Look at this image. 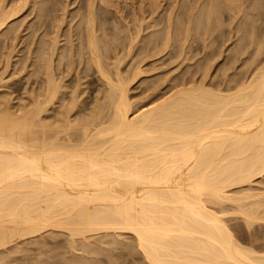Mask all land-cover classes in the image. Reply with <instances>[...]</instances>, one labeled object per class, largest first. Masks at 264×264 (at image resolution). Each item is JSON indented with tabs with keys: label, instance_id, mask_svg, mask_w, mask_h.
I'll return each mask as SVG.
<instances>
[{
	"label": "bare ground",
	"instance_id": "1",
	"mask_svg": "<svg viewBox=\"0 0 264 264\" xmlns=\"http://www.w3.org/2000/svg\"><path fill=\"white\" fill-rule=\"evenodd\" d=\"M11 1L13 4L16 2V0ZM30 1L19 0L16 6L12 5L8 8L12 4L10 2L7 4L8 9L4 8L6 4L3 8L0 5V35L11 29L9 26L12 24L11 20L30 4L28 3ZM79 1L82 2V0ZM90 1L88 0L87 3L92 5L89 4V8L86 6L87 15L84 13L86 15L85 29L82 26V30L78 27L79 31L78 28L77 30L73 28L76 31L71 29L69 34L65 31H63L64 34H60L59 29L55 31L57 26L54 24L53 29L56 34L53 35L54 38L52 37L53 41H49L50 47L47 44L44 46L48 43V39L45 42L44 40L39 42L37 39L43 44H40L39 48L36 47L34 52L37 56L31 57L39 58L38 62L32 61L34 65H37L36 68L42 70L44 77L43 74H39L37 68V74L43 77V84H40L42 88L38 93L35 88L36 94L31 96V99L28 98L30 95H27L26 98L30 99L28 100L30 104L27 102L18 108H13L6 98H3L4 101L0 103V264H47V261L43 262V257L32 255L33 253L24 256L12 255L23 250L22 246H19L22 243L19 242L20 240L27 236L39 235L47 230L52 232L66 230L65 232L69 233V238L72 240L76 239V236L85 238L100 231H128L134 235L138 249L151 264H264V253L260 254L261 252L255 251L254 248L246 247L237 241L233 230L226 223L227 220L213 209L216 207L213 205L218 203L251 199L247 204L239 203L238 210L243 214L247 224L256 220L264 221V188L259 187V190L254 191L257 188L251 187L257 176L264 175V0H208L207 2L204 0L202 4H200L201 0H185V3H182L185 6H181L183 9L181 8L179 13L176 10L180 9L181 2L178 4V0H174V2L171 1L172 3L169 1L171 5L169 4L164 15L159 12V8L164 4L160 3V0V2L135 0L133 1L135 6L130 7L133 15L131 12L129 14L133 17V21L136 19L140 22V24L138 22L139 25L134 23L138 28L132 25V27L135 26L136 32L133 33L134 29L130 28L131 25L127 22L130 32L127 29V34L126 26H123L121 28L125 29L123 30L127 35L122 34L123 36L119 37V34L118 36L116 34L114 39V34L111 32L110 36L113 35V38H109L110 40L106 38L109 34H104L107 30L105 26L110 24L104 25L99 19L98 22L101 24L97 22L98 15L95 10L98 11L96 8L100 4L95 7V1L93 3ZM102 1H105L106 5L110 3V8L112 5L118 7L117 1ZM47 2L50 0L45 1L46 5ZM74 2L76 3V0L71 4L73 5ZM126 2L128 3V0ZM203 3V7L208 6L206 7L208 10L205 9L207 21L209 18L212 20L211 28L208 27L211 32L207 28L208 23L206 22L207 25H205V20L202 22L204 18H200L201 12H197ZM1 4L4 5V1ZM37 5L35 4L36 8ZM106 5L104 4V7ZM59 7L62 9V5ZM115 9L117 11V8ZM44 10L41 8V11ZM57 10L55 12H58ZM103 10L106 12V9ZM31 12L30 10L29 14ZM47 12L50 13L46 10ZM118 12L116 13L119 15ZM123 14L125 15V12ZM37 18L35 20H38ZM147 18L148 22L149 18L153 22L150 21L144 26L143 20ZM179 19L182 20L181 24ZM10 21L11 24H9ZM72 21L75 23V20ZM103 21L105 22L104 19ZM110 21L107 20V22ZM130 21L133 22L132 19ZM114 22L115 20L112 24ZM78 23L80 24V20ZM202 23L203 26L200 28L205 25V31L204 28L200 31L199 26ZM47 24L49 28V23ZM114 24L116 25V22ZM159 24L160 28L157 27ZM63 25L66 24L61 26ZM41 27L43 28L42 25ZM116 27L118 26L114 28ZM152 28L153 30H150ZM36 30H33L34 33ZM98 30L103 31L106 37H101ZM197 30L203 32L202 35L208 33L213 35V38L212 36L210 38L215 46L214 48L211 46L213 49L211 57L223 60V66L218 68L217 72L214 71L217 74L214 79L212 78V81L215 80L213 87L206 88V85L199 84L200 82L198 85L191 84L192 81L195 83V79L189 82L192 86L188 84L189 87H184L185 77L182 88H177V91L168 95L164 93L166 96L162 93L159 94L160 96L151 98L148 105L146 104L147 107L134 108V102L132 103L128 94L130 84L138 81L140 77L143 79L147 71H152L149 63L163 62L166 55L171 57L169 58L171 62L173 58L176 60L184 57L185 44ZM48 33L52 34V30ZM61 35H65L67 39L65 44H68V41L71 43L69 47L70 44L64 45L66 52L62 44L58 47ZM74 35L77 36L78 43L73 40ZM29 36L26 40L30 41L32 39H28ZM200 37L203 38V36ZM205 37L207 38V35ZM191 39L194 40L195 37ZM74 42L78 49L75 48L77 46ZM26 43L30 49L32 45L29 46L30 42ZM192 43L196 44V41ZM194 46L196 45H193V48ZM188 47L191 46H186ZM60 49L61 54L66 53L62 55L65 56L66 61L62 59V62L59 59L60 62L57 60L59 63H56L55 57L61 56L55 55V52L58 53ZM190 49H188L189 53H191ZM76 50L79 52V54L76 52L80 58L78 62L75 58L73 59L75 52H72ZM46 51L47 55H45ZM28 52L31 53V50ZM67 53L70 55L68 56ZM204 56L203 58L208 55ZM185 57L186 61L189 55L188 58ZM191 57L192 55L189 59L193 61L200 60ZM5 58L8 57L5 56ZM110 58L114 59L111 63H109L110 60L107 61ZM127 59L128 62L132 61L128 76L121 69V64ZM220 60H217L218 65L222 64ZM80 61L81 64L86 62L87 66L92 64L95 70H91V66L84 65L83 70L76 69ZM73 63L78 65L75 66ZM147 63L149 70L148 68L145 70L146 67L144 69ZM155 63H153L154 66ZM110 64L112 68L109 67ZM203 66L200 68L204 71ZM65 67L68 68L66 72ZM89 68L90 72L95 71L100 75L97 79H101V82L102 79L105 81H103L104 86L101 84L106 88L102 95L103 101L101 102L97 93L99 96L97 100L100 102L94 100L97 102L95 108L87 104V108L93 109L92 113H88L89 116L86 117L76 118L75 116L72 119L71 113H74L75 109L77 110L76 107L81 104L78 91L75 89L69 102L62 104L63 116L56 121L52 120L54 122L48 121L49 118L46 120L43 114L51 109L55 101L59 99V95L63 98L62 87L65 77L73 72L72 69L77 70L76 76L73 75L75 77H78V71L84 73L86 70V75H83L85 79ZM79 69L82 68L79 67ZM165 74L163 76L167 81ZM156 75L153 76L158 77ZM207 76L204 75L205 78ZM179 79L177 81L180 83ZM155 80L157 79H154V82ZM75 85L72 86L77 87ZM150 85L151 87L146 86L148 88L159 86L151 83ZM169 88L172 89V87ZM157 89L161 91L163 88L155 90ZM146 91L148 92V89ZM155 92L152 94H156ZM58 101L62 102V99ZM48 114L49 111L46 115ZM54 116L57 117V115ZM244 184L248 188L243 196L229 194V188ZM41 244L37 249L44 252L45 243ZM90 244L86 243L87 246ZM97 251L99 250L93 249V252ZM78 262V258H73L66 264ZM85 262L83 263L86 264Z\"/></svg>",
	"mask_w": 264,
	"mask_h": 264
},
{
	"label": "rangeland",
	"instance_id": "2",
	"mask_svg": "<svg viewBox=\"0 0 264 264\" xmlns=\"http://www.w3.org/2000/svg\"><path fill=\"white\" fill-rule=\"evenodd\" d=\"M3 1H4V5H2L1 3H3ZM0 0V5L2 6H0L1 8H3L4 6H5V4H6V7H4L5 9L7 8V4L8 3H10V2H12L11 0ZM17 1H18V3H19V0H16V2L13 4V2H12V4L8 7V8H10L12 5H14V6H16L15 4L17 3ZM36 3H35V2ZM31 0L30 2H28V3H30V4H28L27 6H25L24 7V9H22L23 10V12H22V10L18 13V15H16V17L14 18V19H12L11 21H12V24H11V21H10V23L9 24H11V25H9L10 27H11V29H10V27L8 28V29H10L8 32L7 31H4L5 32V34H3V33H1V35H0V82H2V83H0V94H1V97H0V103L2 102V100L4 101V99L6 98V100H8L7 102H9V104H10V106H13V108H18L20 105H23L24 103H27V104H30V101H28V100H30L32 97L31 96H33V95H35L36 94V92L38 93V91H40L41 90V85L43 84V77H44V74H43V72H42V70L41 69H39L38 67V69H39V74L41 73V75L43 76H40V75H38L37 73V68H36V64L34 65V63H33V61L34 62H38V59H35V58H33V57H36L37 55V53L36 52H34L37 48H39V45L41 44V43H39L40 41L39 40H42V42H43V40H44V42L48 39V43H45V45L44 46H46V44H47V46L48 47H50L48 44H49V41L51 42V41H53V38H54V34H56L55 33V31H58V30H56V29H59L60 31H59V33L61 34V33H67V34H69L70 33V30L72 29L73 31L76 29V28H80V30H82V26H83V28L85 29V26H86V23L84 22V21H86V15H87V12H88V6H90V5H92L91 3H87L88 2V0L86 1L85 0V2H84V0H82V2L81 1H79V0H76V3L74 2L73 3V5L71 4L74 0H72V2H71V0H66L67 1V3H66V1H61V0H55V1H58V2H53L52 0H50V2H47V5L45 4V1L46 0H44V2H43V0ZM38 1V2H37ZM39 1H40V3H39ZM48 1V0H47ZM59 1H61V2H59ZM90 1V0H89ZM92 1V3L95 1V3H96V5H95V7H97L98 6V4H100L96 9H98V11L97 10H95L96 12H97V15L98 16H100V15H102L103 13V17L106 15V13H107V15H108V13H109V18L107 17V15L103 18L102 16H100L99 18H98V16H96L97 17V22L100 20V22L101 23H104V25L105 24H110V25H106L105 26V28L107 29L105 32H104V34L105 35H107V34H109V36H110V33L111 32H113L112 34H114V39H115V35L117 34V36H118V34H119V37L120 36H123L128 30H129V32H130V28H132V29H134V31H133V33L134 32H136L135 30H136V28H138L137 27V24H138V22L139 21H136V19H134V21H133V17L129 14L130 12H131V8H133L134 6H135V0H128V3L126 2L127 0H114L115 2L117 1L118 3V7H116V6H114V5H112L111 6V8H110V3L108 4L107 3V5H106V2L105 1H102V0H91ZM90 1V2H91ZM123 1V2H122ZM134 1V2H133ZM161 1V2H160ZM158 0V2H160V3H164V4H162L161 6L163 7H161V8H159L160 10H159V12H161V13H163V14H161V15H164V14H166V12H167V9L169 8L168 6H169V4L171 5V3L172 2H174V0ZM169 1L171 2V3H169ZM183 1V2H182ZM178 0V4H180V2H181V4L179 5L180 6V9H177L176 11H178V13L183 9L182 7H183V5L185 6V4H183L182 5V3H185V0ZM202 1H204V0H201V3L200 4H202ZM208 0H206L205 2H207ZM7 2V3H6ZM34 2V4H31V3H33ZM45 4H43V3ZM52 2V3H51ZM69 2H71V3H69ZM83 2H84V4H83ZM99 2H101V3H99ZM104 2V3H103ZM168 2V3H167ZM60 3H61V5H62V9H61V7H59V6H61L60 5ZM94 3V4H95ZM102 3H103V6H101L102 5ZM130 3V4H129ZM35 4L37 5V8H38V6H39V9H37L36 8V6H35ZM41 4H43V6L41 5ZM69 4V5H68ZM83 4V5H82ZM90 4V5H89ZM93 4V5H94ZM104 4L106 5L105 7H104ZM199 4V5H200ZM18 5V4H17ZM59 5V6H58ZM76 5V6H75ZM108 5H109V8H108ZM130 5V6H129ZM64 6V7H63ZM78 6V7H77ZM88 8H87V7ZM121 6V7H120ZM128 7V9H127V7ZM132 6V7H131ZM166 8H165V7ZM182 6V7H181ZM201 6H202V8H201ZM204 6V3H203V5H200L199 6V8H200V10L198 9L197 10V12L198 13H200L201 12V14H200V18L202 19V18H204L203 20H202V22H204V20H205V22H204V24L205 25H207V23H208V26H207V28L208 27H210V26H212L211 25V23H212V20H211V18H209V20L207 21V19H206V13L205 12H207V8H208V6L206 5L205 7H203ZM54 7V8H53ZM56 7V8H55ZM58 7V8H57ZM94 7V6H93ZM103 7V8H102ZM117 8V11H116V9L115 8ZM131 7V8H130ZM207 7V8H206ZM0 8V9H1ZM7 8V9H8ZM26 8V9H25ZM31 8H33V9H31ZM41 8L45 11H41ZM60 8V9H59ZM64 8V9H63ZM69 8V9H68ZM76 8V9H75ZM101 8H102V10L103 9H106L105 11L106 12H104V10H103V13H101ZM113 8V9H112ZM130 8V9H129ZM164 8H165V10H164ZM179 8V7H178ZM182 8V9H181ZM32 11L31 12V14H29L30 13V10ZM58 9V10H57ZM115 9V10H114ZM121 10V11H119V10ZM205 9H207V10H205ZM29 10V11H28ZM37 10V11H36ZM46 10H48L50 13H46ZM55 10H57L58 12H55ZM61 10V11H60ZM65 10V11H64ZM75 10H77V12L75 11ZM101 10V11H100ZM108 10H111V11H108ZM129 10V11H128ZM33 11H34V14H33ZM36 11V12H35ZM64 11V12H63ZM69 11V12H68ZM118 12L119 13V15L116 13V12ZM125 12V15L123 14L124 12ZM133 11V10H132ZM202 11H204L203 13H202ZM37 12H39V13H41V14H44L42 17H40L41 16V14H39V13H37ZM60 12H61V14H60ZM76 12V13H75ZM82 12V13H81ZM98 12H100V13H98ZM112 12V13H111ZM121 12H123L122 13V16H120L121 15ZM47 15H46V14ZM65 13H67V15L65 14ZM70 13H73V14H70ZM78 13H80V14H78ZM86 15H85V14ZM111 13V14H110ZM177 13V12H176ZM198 13H197V15H198ZM204 13H205V15H204ZM28 14V15H27ZM62 14H63V16H62ZM77 14V15H76ZM127 14V15H126ZM129 14V15H128ZM131 14L133 15V13L131 12ZM195 14H196V12H195ZM38 15H40V16H38ZM50 15V16H49ZM52 15H53V17H52ZM76 15V16H75ZM111 15V16H110ZM116 15V16H115ZM38 18H37V17ZM48 16H49V18L51 19V20H47V19H49L48 18ZM69 18H68V17ZM80 16V17H79ZM82 16H84V17H82ZM118 16V17H117ZM120 16V17H119ZM126 18H125V17ZM129 16H130V20L132 19V21L133 22H131L130 20H129ZM199 16V15H198ZM201 16H204V17H201ZM38 19V20H35L36 18ZM62 17V18H61ZM63 17H65V19L63 18ZM67 17V18H66ZM76 17L78 18V19H76ZM112 17V18H111ZM128 17V18H127ZM132 17V18H131ZM180 17V16H179ZM179 17H176L177 19L179 18ZM40 18L42 19V20H40ZM44 18V19H43ZM53 18V19H52ZM81 18H84V19H81ZM102 18V19H101ZM106 18H108V19H106ZM114 18V19H113ZM117 18H118V20H117ZM119 18H122L123 19V21H121L122 19H120L119 20ZM124 18L127 20L128 19V21H124ZM183 18V17H182ZM16 19V20H15ZM99 19V20H98ZM103 19L105 20V22L103 21ZM110 19L113 21V20H115V22H116V25L114 24V26H113V24H112V21H110ZM196 19H197V17H196ZM15 22H14V21ZM44 20V21H43ZM52 20H53V22H52ZM72 20H75V23H74V21H72ZM80 20V24L78 23L77 24V22ZM107 20H109L110 22H107ZM148 20V18L147 19H145V20H143L144 21V23H143V21H142V23H143V25L145 26L147 23H150V21L151 22H153L152 20H150V18H149V22L147 21ZM176 20V19H175ZM180 20V23L179 24H181L182 22V20L181 19H179ZM36 21V22H35ZM65 21V22H64ZM67 21V22H66ZM70 21V22H69ZM147 21V22H146ZM201 21V20H200ZM25 22V23H24ZM32 22V23H31ZM43 22V23H42ZM51 22H52V25H51ZM69 22V23H68ZM71 22H73V23H71ZM100 22H98V24H101ZM118 22V23H117ZM127 22H128V24L129 25H131L130 26V28H129V25L127 24ZM129 22H131V23H129ZM177 22H179L178 20H177ZM207 22V23H206ZM211 22V23H210ZM16 23V24H15ZM37 23H39L38 24V26H34V25H37ZM45 23H46V25H45ZM47 23H49V28L47 27L48 26V24ZM71 23V24H70ZM85 23V24H84ZM119 23H122V24H126V25H122V24H119ZM134 23H137V24H134ZM210 23V24H209ZM15 24V25H14ZM43 26V28L41 27V25ZM44 24V25H43ZM55 24V25H54ZM62 24H66V25H63V26H61ZM82 24V25H81ZM111 24H112V26H111ZM117 24H119V25H117ZM135 25L136 26V28H135V26H133L132 27V25ZM139 24H140V22H139ZM138 24V25H139ZM30 25V26H29ZM33 25V26H32ZM40 25V26H39ZM53 25L54 26H57V27H55V31H54V27H53ZM68 25H73V26H68ZM78 25V26H77ZM205 25H204V27H202V28H200L201 26H203V23H202V25H200L199 26V28H200V31H202L201 29H203L204 28V31H205ZM14 26H15V29H14ZM47 27V29H46V27ZM67 26V27H66ZM81 26V27H80ZM115 26H118V27H116V29L114 28ZM123 26H126V32H124V28H121V27H123ZM127 26H128V28H127ZM162 26V25H161ZM20 27V28H19ZM35 27H38V28H35ZM42 29H41V28ZM59 27V28H58ZM62 27V28H61ZM66 27V28H65ZM70 29H69V28ZM113 27V28H112ZM158 28H160V24H159V26H157ZM31 28V29H30ZM33 28V29H32ZM52 28V29H51ZM69 30H68V29ZM73 28H75V29H73ZM79 28H78V31H79ZM110 28V32L108 31V29ZM118 28V29H117ZM156 28V27H155ZM211 28V27H210ZM210 28H208L209 29V31H210ZM14 29V30H13ZM36 30V29H38V30H36L35 31V33H34V31L33 30ZM39 29H40V31H39ZM44 29H46V30H44ZM114 29V30H113ZM124 29V30H123ZM128 29V30H127ZM132 29H131V33H132ZM157 29V28H156ZM12 30V31H11ZM31 30H32V33H31ZM49 30V31H48ZM51 30H52V34H49L48 32H50L51 33ZM77 30V29H76ZM75 30V31H76ZM117 30H119V31H116ZM150 30H153V28L152 29H150ZM158 30V29H157ZM38 31H39V34H38ZM44 31V32H43ZM47 31V32H46ZM63 31H65V32H63ZM68 31V32H67ZM73 31H71L72 33H73ZM100 31V33H99V35L101 36V37H106L102 32L103 31H101V30H98L97 32H99ZM146 31H148L149 32V30L148 29H146ZM146 31H144V32H146ZM7 32V33H6ZM10 32H12V33H10ZM30 32V33H29ZM54 32V33H53ZM107 32V33H106ZM116 32V33H115ZM124 32V33H123ZM144 32H142V33H144ZM148 32H146V34L148 33ZM211 32V31H210ZM16 33V34H15ZM44 33V34H43ZM47 33H48V35H47ZM203 34V32H199V30H197V32H195V34H193V36H191L190 37V40L189 41H187L186 42V46H191L190 48L188 47V48H186V46H185V49H186V51H185V53L187 54H185L184 53V57H185V55L187 56V57H185V58H188V55H189V58H190V56L192 55V57L191 58H198V59H200V60H198V62H197V60L196 61H193L192 59H186V61H185V59H184V57L182 56V58H177L176 60L173 58V59H171L172 60V62L170 61V59L169 58H171L170 56L169 57H166V56H164L165 57V61L163 60V62L162 61H160V63H162V64H160L159 63V61H158V63H155V62H153V60H152V62L153 63H155V66L153 65V63H149V67H151V69L150 70H152V71H147L146 73H144L145 74V76H144V74H143V76L144 77H147V78H144L143 77V79L140 77V79H138V81H135V82H133V83H131L130 84V88H129V95H130V100L132 101V103H133V106H134V108H137V107H139V106H144V107H147V105H148V102H150L151 101V98H155V97H157L159 94L161 95L162 93L164 94H171V92L173 93L175 90L177 91L178 89H180V88H182V84H183V82H184V79H185V77H186V80H185V82H184V84H183V86L184 87H189V85H190V83L191 84H193V85H198V83L199 84H202V83H204V86L206 87V88H212L213 87V85L212 84H214V81H212V78L214 79L215 77L214 76H216V74L217 73H215V72H217L218 71V68H221L222 66H223V60L221 59H214L213 57H211L212 55H211V50H213L212 49V47L211 46H213V48H214V42H213V40H212V38H213V35L211 34V33H208V34H210V35H208V34H204V35H202ZM8 34H10V35H8ZM32 34V35H31ZM73 34H76L75 32L73 33ZM98 34V33H97ZM102 34H103V36H102ZM121 34V35H120ZM123 34V35H122ZM127 34H128V32H127ZM127 34H125V35H127ZM201 34V35H200ZM6 35V36H5ZM8 35V36H7ZM28 35H30L29 37H28V39L29 38H31L32 40H26L27 39V36ZM51 35V36H50ZM124 35V36H125ZM207 35V38L205 37ZM37 36V37H36ZM41 36H42V38H41ZM62 36V35H61ZM65 36V35H64ZM64 36H62L64 39L62 40V37H59V44H58V47H61V44L63 45L62 47L64 48V45L65 46H67L68 44H70V45H68V47L69 46H71V43L68 41V44L66 45L65 44V42H67L66 40V38L64 37ZM108 35H107V39H109V38H111L112 36H110L109 37ZM200 36H203V38L201 39V37ZM209 36V37H208ZM212 36V38H210ZM34 37V38H33ZM39 37L41 38V39H39ZM53 37V38H52ZM73 37H75V38H73ZM72 38H73V40H75L76 41V43H78V40H76V38H77V36L76 35H74ZM112 37V38H113ZM118 37V38H119ZM153 37H154V35H153ZM193 37H195V39H196V37H197V39H199L198 40V42H197V39L195 40H193V39H191V38H193ZM44 38H46V39H44ZM52 38V39H51ZM205 38V39H204ZM209 38V40L207 41V39ZM9 39V40H8ZM37 39H38V41H37ZM114 39H112V40H114ZM211 39V40H210ZM61 40V41H60ZM65 40V41H64ZM110 40V39H109ZM116 40H118L117 38H116ZM120 40V39H119ZM192 40V41H191ZM201 40V41H200ZM4 41V42H3ZM13 41V42H12ZM25 41V42H24ZM64 41V42H63ZM194 41V43H195V41H196V44H193L192 42ZM200 41V42H199ZM15 42V43H14ZM26 42H30V45L29 46H31L30 47V49H29V47H28V44L26 43ZM63 42V43H62ZM112 42V41H111ZM115 42H117V41H115ZM190 42V43H189ZM203 42V43H202ZM205 42H207V43H205ZM210 42V43H209ZM213 42V43H212ZM7 43V44H6ZM33 43V44H32ZM35 43V44H34ZM75 43V42H74ZM76 43L74 44L75 46H77L76 45ZM189 43V44H188ZM200 43V44H199ZM205 43V44H204ZM26 44V45H25ZM43 44V43H42ZM41 44V45H42ZM175 44H177V43H175ZM191 44V45H190ZM198 44V45H197ZM23 45V46H22ZM37 45V46H36ZM40 45V46H41ZM193 45H196L197 47H199L200 45V47L199 48H197L196 46H194L195 48H193ZM203 45V46H202ZM206 47H205V46ZM225 45V44H224ZM227 45H228V43L225 45V48H227ZM25 46H26V48H28L29 50H27L26 48H25ZM35 46V47H34ZM74 46V47H75ZM210 46V47H209ZM230 46H233V45H230ZM33 47V49H31ZM37 47V48H36ZM66 48V49H68V53H69V48ZM201 47H203L202 49H201ZM16 50H15V49ZM63 48H62V51H63ZM72 48V47H71ZM75 48H77L78 49V46L77 47H75ZM211 48V49H210ZM224 48V49H225ZM19 49V50H18ZM45 49H49V48H47V47H45ZM74 49V48H73ZM188 49H190L191 51V53H189V50ZM194 49V50H193ZM195 49H197V50H195ZM207 49V50H206ZM7 50V51H6ZM13 50V51H12ZM27 50V52L28 51H30L31 50V53L30 52H28V54H27V52H25ZM33 50V51H32ZM193 50V51H192ZM64 51L66 52V50H65V48H64ZM71 51V50H70ZM177 51V50H176ZM197 51H199V53L197 52ZM202 51V52H201ZM2 52V53H1ZM34 52V53H33ZM75 52V57L73 56V59L75 58L76 59V61L78 62V59H80L79 58V55H77V54H79V52H77V50L76 51H73L72 53H74ZM76 52H77V54H76ZM196 54V56H195V54ZM226 52H227V50H226ZM5 53V54H4ZM30 53V54H29ZM36 53V54H35ZM57 52H55V55H57V56H61L60 58H57V57H55L56 58V63H59L60 61H62V59H63V61L65 60L66 61V59H64L65 58V56H62V55H65V54H61V49L60 50H58V53L56 54ZM64 53V52H63ZM67 53V54H68ZM71 53V52H70ZM71 53V54H72ZM198 53V54H197ZM210 53V54H209ZM24 54H26V55H24ZM33 54V55H32ZM59 54V55H58ZM203 54V55H202ZM210 55L209 57L208 56H206V55ZM10 55V56H9ZM28 55H30L29 57H28ZM45 55H47V51H46V54ZM70 54H68V56H69ZM168 55H170V54H168ZM206 57H205V56ZM5 56L6 57H8V58H5ZM23 56V57H22ZM26 56V57H25ZM31 56H33V57H31ZM86 56V55H85ZM198 56V57H197ZM203 56L205 57V58H203ZM19 57V58H18ZM76 57H78V58H76ZM201 57V58H200ZM27 58V59H26ZM29 58V59H28ZM68 58V57H67ZM71 58V57H70ZM208 58V59H207ZM212 58V59H211ZM222 58V57H221ZM21 59V60H20ZM59 59H61L60 61H59ZM69 59V58H68ZM129 59V58H128ZM128 59H127V61L125 62H123V64H121V69H122V71H123V73L124 74H126L127 76L130 74V73H128V71L130 70V68L132 67V61L131 62H128ZM180 61H179V60ZM184 60V62H182L183 60ZM203 59H204V61H203ZM33 60V61H32ZM57 60L59 61V62H57ZM70 60V59H69ZM109 60H110V62H109ZM159 60H161V59H159ZM177 61L178 60V62L177 63H175V61ZM205 60H207V61H205ZM212 61V62H210V61ZM216 61V63H215V61ZM217 60H220V63H222V64H220V65H218L219 64V61L217 62ZM11 61V62H10ZM62 61V62H63ZM107 61L109 62V63H111V62H113L114 61V59H112L111 60V58L110 59H107ZM156 61V60H155ZM169 61V62H168ZM190 63H189V62ZM214 61V62H213ZM13 62V63H12ZM33 64H32V63ZM151 62V61H150ZM157 62V61H156ZM197 62V63H196ZM200 62V63H199ZM206 62V63H205ZM210 62V63H209ZM84 63H86V62H83L82 64H81V61H80V64H79V66H77L78 65V63H77V65H75L76 63H73L75 66H77L76 67V69L78 68V70H83V68H85V67H89V66H91L92 64H90L89 66H87L88 64L86 63V65L84 64ZM125 63V64H124ZM148 63L147 64H145L144 65V69H145V67H146V69L145 70H147V68H148V70H149V67L148 66H146V65H148ZM183 63V64H182ZM185 63V64H184ZM201 63H203L201 66H203L204 64H206V66L204 65L203 67H205L204 68V71H203V68L201 69L200 67L201 66H199V64H201ZM218 63V64H217ZM32 64V65H31ZM126 64H127V67H126ZM151 64H152V66H151ZM160 64V65H159ZM182 64V65H181ZM31 65V66H30ZM34 65V66H33ZM82 65V66H81ZM85 67H84V66ZM122 65H123V67H122ZM32 66H33V68L35 69H33L32 68ZM154 66V67H153ZM158 66V67H157ZM199 66V67H198ZM30 67V68H29ZM79 67L80 68H82V69H79ZM94 67V66H93ZM109 67H111L112 68V65L110 64V66ZM130 67V68H129ZM157 67V68H156ZM8 68V69H7ZM41 68V67H40ZM62 68V67H61ZM155 70H154V69ZM206 68H208L207 70H208V72H207V70H206ZM33 69V70H32ZM66 69H68V68H66L65 67V72H66ZM76 69H72V71L73 72H70V74L69 75H67V77H65V80L63 81L64 83H63V91H62V93H64V95H63V98H62V96L61 95H59V99L61 100L62 99V102H60V101H55L56 103H54L53 104V106L51 107V109H50V107H49V109L50 110H48L49 111V114L48 115H46L47 114V112L48 111H46L44 114H43V116L44 117H46V120H47V118H49L48 119V121H52V120H54V121H56V120H58V118L60 119L63 115H62V113L64 112L63 111V109L64 108H61V107H63V103H67V102H69V99L72 97V95H73V92H74V90L76 89L77 91H78V93L77 94H79V100H80V103L81 104H79L76 108H77V110L75 109V111H74V113H71V118L73 119V118H75V116H76V118H81L82 116L83 117H86V116H89V114H91L92 113V111H93V109L95 108V106H96V104H97V102L99 103L100 102V100H101V102L103 101L102 100V98H103V91L105 92V87H102V86H104V80L102 79V82H101V79L99 80V78H100V75L99 74H96L97 72H95V71H91L90 72V68L89 69H87V70H89V72L87 71V74H88V76H86L85 77V79H87L86 81H85V79H84V76L86 75V70H84V73L82 72V71H78L79 73L80 72H82V73H80V74H82L81 76H80V74L79 73H77V76L78 77H75L76 76ZM215 69V70H214ZM217 69V70H216ZM60 70V69H59ZM59 70H57V73L58 74H60V71ZM91 70H95V68H92V66H91ZM16 71V72H15ZM34 73H33V72ZM166 71V72H165ZM195 71V72H194ZM215 71V72H214ZM4 72H5V74H4ZM161 72H163L161 75H160V73ZM75 73V74H74ZM164 73H166L165 74V77H166V80L167 81H165V79H164V76H163V74ZM208 74V76H207V74ZM37 74V75H36ZM79 74V75H78ZM93 74H96V75H93ZM156 74H158V75H156ZM194 76V77H191L192 75ZM2 75V76H1ZM73 75H75V76H73ZM84 75V76H83ZM156 75V76H158V77H154V76ZM204 75L205 76H207L206 78L204 77ZM80 76V77H79ZM90 76H93V77H90ZM152 76H153V79H152ZM183 76V77H182ZM190 78H189V77ZM88 77V78H87ZM96 77V78H95ZM97 77H99L98 79H97ZM149 77H151L150 79H149ZM161 77H163V78H161ZM188 77V78H187ZM75 78V79H74ZM89 78H92V79H89ZM159 78H161V79H159ZM170 80H169V79ZM180 80V83L177 81L178 79ZM181 78L183 79L182 81H181ZM192 78V79H191ZM38 79V80H37ZM41 80V83H40V80ZM97 79V80H96ZM154 79H157V80H159V82H157V80H155L156 82H154ZM173 79V80H172ZM195 79V83H192L193 81L192 80H194ZM203 79V80H202ZM81 80V81H80ZM83 80V81H82ZM92 80H94L93 82H92ZM147 80V81H146ZM148 80H149V83H148ZM162 82H161V81ZM169 80V81H168ZM189 80V81H188ZM206 80V81H205ZM37 81V82H36ZM89 81H91V82H89ZM104 81V82H103ZM142 81H144V82H142ZM172 81V82H171ZM174 81V82H173ZM186 81H188V83L186 82ZM190 81H192V82H190ZM198 81V82H197ZM71 82H72V84H71ZM79 82V83H78ZM84 82V83H83ZM190 82V83H189ZM66 83V84H65ZM74 83V84H73ZM75 83H78V84H76L75 85ZM86 83V85H84ZM89 83H91V84H89ZM150 83L151 84H154V86H157V84L160 86H158V87H152V88H150L151 87V85H150ZM163 83V84H162ZM176 83V84H175ZM187 83V84H186ZM197 83V84H196ZM41 84V85H40ZM93 84V85H92ZM101 84H102V86H101ZM149 84V85H148ZM175 84V86H173ZM186 84V85H185ZM189 84V85H188ZM38 85H40L39 87L40 88H38ZM66 85V86H65ZM72 85H75V86H77V87H74V86H72ZM89 85V86H88ZM150 86L149 88L147 87V86ZM167 85H168V87H167ZM170 85V86H169ZM176 85H178L179 87H177ZM93 86V87H92ZM99 86V87H98ZM106 86V85H105ZM145 86L147 87V88H145ZM153 86V85H152ZM190 86H192V85H190ZM210 86H212V87H210ZM82 87V88H81ZM83 87H85V89L83 88ZM101 87V88H100ZM169 87H172V89H170ZM174 87V88H173ZM10 88V89H9ZM35 88H36V92H35ZM74 88V89H73ZM91 88V89H90ZM97 88V89H96ZM101 90V92H100V90ZM104 88V89H103ZM153 88H159V89H162L161 91L160 90H155V89H153ZM178 88V89H177ZM33 90V91H31V90ZM84 89V90H83ZM143 89H144V91H143ZM146 89H148V92L146 91ZM150 89V90H149ZM151 89H153V91L151 90ZM95 90H98L97 92L95 91ZM157 91V92H155V91ZM28 91V92H27ZM32 93H31V92ZM146 91V92H145ZM149 91H151V92H149ZM152 92H155L156 94H154V96H153V94H152ZM4 93V94H3ZM83 93V94H82ZM97 93H98V95L100 96V100H97L98 99V95H97ZM100 93H101V95H100ZM32 94V95H31ZM150 94H152V95H150ZM164 94V95H165ZM8 96V98L6 97V96ZM9 95H10V97H9ZM27 95L29 96L28 98H30V99H28V98H26L27 97ZM80 95H81V98H80ZM148 95V96H147ZM159 95V96H160ZM65 96H66V99H65ZM166 96V95H165ZM69 97V98H68ZM84 97V98H83ZM4 98V99H3ZM68 98V99H67ZM94 98V99H93ZM10 99V100H9ZM93 99V101L95 100V101H97V102H90V103H88L89 101H91ZM104 99V98H103ZM65 100V101H64ZM160 100V99H159ZM158 101V100H157ZM84 102V103H83ZM147 102V103H146ZM14 103V104H13ZM58 103V104H57ZM59 103H60V105H59ZM96 103V104H95ZM83 104H85L84 106H83ZM87 104H89V107H91V108H93V109H89V108H87L88 107V105ZM95 104V105H94ZM140 104H142V105H140ZM147 104V105H146ZM3 105V104H2ZM58 105V106H57ZM81 105V106H80ZM87 105V106H86ZM15 106H17V107H15ZM86 106V107H85ZM85 107V108H84ZM82 108V109H81ZM53 109V110H52ZM54 109H56V111L54 110ZM84 110L83 112L81 111V110ZM87 109H89V110H87ZM59 112H58V111ZM79 110V111H78ZM51 111V112H50ZM61 111H63V112H61ZM61 112V113H60ZM87 112V113H86ZM56 113V114H55ZM59 113V114H58ZM80 113L82 114V115H80ZM85 113V114H84ZM89 113V114H88ZM57 115V117L56 116H54V115ZM61 114V115H60ZM75 114H77V115H75ZM84 114V115H83ZM51 115V116H50ZM58 115H59V117H58ZM50 116V117H49ZM54 117V119H52ZM54 121H52V122H54ZM251 187H256L257 189H255L254 191H257V190H259V187L262 189V187L264 188V175L263 176H257L256 178H255V181L253 182V184H252V186ZM247 185L246 184H244V185H236V186H233V187H231V188H229L228 190H229V194L230 195H235V196H238V197H240V196H243L244 195V193L246 192V190H247ZM242 201H240V202H224V203H218V204H216V205H213V206H216V207H213V209H215L214 211H217V213H219V214H222L223 216H224V219H226L227 221H226V223L229 225V227L231 228V230H233L232 232H234V236L236 237V239H238L237 241H239V242H241V244H243V245H245L246 247H248V246H250L251 248H254V250L255 251H257V252H261L260 254H262V253H264V221L263 220H256V222H253V223H250V224H247L246 223V221H245V219L243 218V214L242 213H240V211L238 210V206H239V203H245V204H247L249 201H251V199H241ZM244 201V202H243ZM234 203V204H233ZM237 204V205H236ZM245 204H243V205H245ZM238 211V212H237ZM66 230H54V232H52L51 230H47L46 232H41L39 235H36V237H35V235L32 237V236H27V237H25L24 239H22V240H20L19 242H22L21 244H19V246H22V248H23V250L22 251H20V252H17V253H13L12 255L13 256H24V255H26V254H30V253H33L32 255H40L41 257H43L44 259H43V262L44 261H47L49 264H66V262H68L69 260H71V259H75V258H78L79 259V262L77 263V264H84L83 262H85L86 264H151L150 262H148L145 258H144V255L140 252V250L138 249V247H137V242H136V240H135V238H134V235H132L130 232H128V231H118V230H116L115 232L113 231V230H110V231H107V232H105V231H100V233L99 232H96V233H94V234H92V236L90 235V236H88V237H79V236H76L75 238L76 239H73L74 240V244H73V240H72V238H69L70 236H69V233L68 232H65ZM57 232V233H56ZM58 232L60 233V234H58ZM105 232V233H104ZM68 234V235H67ZM105 234V235H104ZM97 235V236H96ZM102 237H101V236ZM111 235V236H110ZM29 237V238H28ZM79 237V238H78ZM26 238H27V240H26ZM81 238V239H80ZM88 238V239H87ZM103 238V239H102ZM29 239V240H28ZM31 239V240H30ZM37 239V240H36ZM80 239V240H79ZM114 239V240H113ZM24 240V241H23ZM26 241V242H25ZM71 241H72V244H71ZM77 241V242H76ZM86 241V242H85ZM111 241V242H110ZM40 242H42V244L40 243ZM81 242H83L82 244H81ZM108 242V243H107ZM23 243H24V245H23ZM43 243H45L44 245H43ZM86 243H88V245L90 244V246H87L86 245ZM40 244L41 245H43L44 247V249H43V251L44 252H40L37 248L40 246ZM86 245V248H85V245ZM82 245H84V246H82ZM101 245V246H100ZM102 247V248H101ZM131 247H133V249L131 248ZM97 249V250H99V251H97V252H93V249ZM84 249V250H83ZM87 249H89L88 251H87ZM92 250V251H91ZM45 251H46V253H45ZM90 252H92V253H90ZM95 253V254H94ZM74 255V256H73ZM79 255V256H78ZM80 257H82V258H80ZM85 257V258H84ZM46 259V260H45ZM84 259V260H83ZM81 261V262H80ZM88 262V263H87ZM47 263V264H48Z\"/></svg>",
	"mask_w": 264,
	"mask_h": 264
}]
</instances>
